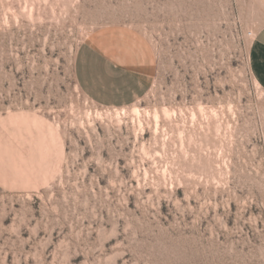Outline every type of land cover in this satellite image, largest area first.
Masks as SVG:
<instances>
[{"label":"rangeland","instance_id":"374dc122","mask_svg":"<svg viewBox=\"0 0 264 264\" xmlns=\"http://www.w3.org/2000/svg\"><path fill=\"white\" fill-rule=\"evenodd\" d=\"M264 0H0V264H264ZM150 44L135 104L89 100L78 47Z\"/></svg>","mask_w":264,"mask_h":264},{"label":"crops","instance_id":"0c3cea01","mask_svg":"<svg viewBox=\"0 0 264 264\" xmlns=\"http://www.w3.org/2000/svg\"><path fill=\"white\" fill-rule=\"evenodd\" d=\"M249 68L264 90V28L249 50ZM150 44L126 29H106L78 47L73 72L80 90L93 103L124 108L138 102L154 83Z\"/></svg>","mask_w":264,"mask_h":264}]
</instances>
